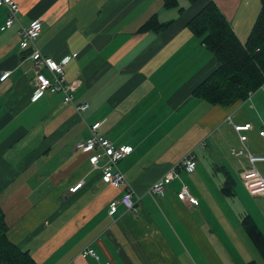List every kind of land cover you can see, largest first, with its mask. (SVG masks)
Masks as SVG:
<instances>
[{
	"label": "crops",
	"instance_id": "obj_1",
	"mask_svg": "<svg viewBox=\"0 0 264 264\" xmlns=\"http://www.w3.org/2000/svg\"><path fill=\"white\" fill-rule=\"evenodd\" d=\"M15 1L17 21L0 29V74L11 72L0 81V207L9 240L36 264H264L241 225L249 215L264 234V195L247 192L240 178L247 160L230 153L238 144L232 124L249 122L246 147L264 155V82L228 106L196 97L218 61L190 24L214 1L244 43L260 0H177L170 8L163 0ZM7 14L0 6V27ZM34 18L42 21L34 47L43 55L59 61L77 53L64 71L77 81L74 102L89 103L82 116L61 93L32 97L33 63L19 48L18 30ZM151 18L159 28L139 30ZM96 121L101 135L133 148L117 167L137 212L121 204L108 212L126 185L104 182L89 169V153L75 148ZM189 153L195 170H180L162 195L149 194ZM256 168L264 176V162ZM227 176L234 180L229 196L239 199L234 213L207 215L201 208L223 200ZM182 185L195 203L177 197ZM172 222L182 236L169 230ZM86 247L98 258L83 257ZM218 252L224 260L213 263Z\"/></svg>",
	"mask_w": 264,
	"mask_h": 264
},
{
	"label": "built area",
	"instance_id": "obj_2",
	"mask_svg": "<svg viewBox=\"0 0 264 264\" xmlns=\"http://www.w3.org/2000/svg\"><path fill=\"white\" fill-rule=\"evenodd\" d=\"M0 6H5L8 10L7 18L4 24L0 27L1 30L9 28L15 21H17V14L19 12V5L15 0H0ZM42 30V21L39 18L31 19L27 25L20 26L18 30V45L20 49L29 51V59L33 63L34 85L32 90L33 99L38 98L43 93H61L63 102L71 104L75 111L82 116L89 108L88 102L75 103L73 89L77 84L76 80L68 81L65 76L64 65L77 53L65 55L61 60L56 61L49 56L43 55L40 50L34 47L35 40L38 38ZM47 70L49 74L44 71ZM9 70L2 71L0 74V81L6 79L10 75ZM100 122L96 121L88 126L89 134L83 139H79L75 148L88 152L87 159L88 167L91 171L98 170L101 173V178L104 182L113 187H120L126 185L125 192L118 198L109 202L108 212L114 213L118 205L121 204L128 211L137 212L138 208L136 202L133 200V190L127 183L124 174L118 169L117 163L129 155L133 148L130 145H115L109 138L99 133ZM233 130L237 133L238 144L230 148L231 155L235 157H245L247 165L242 166L240 171L241 181L251 196L264 195V176L256 168V164L264 162V155H256L249 151L246 147L247 131L250 130L251 124L234 123ZM258 134L264 136V125L259 130ZM196 167V160L194 156L189 153L181 158L176 163L172 164L164 175L158 178L149 187L148 193L151 195H162L165 186L170 183L172 179L178 177L180 170L192 173ZM82 181L76 183L69 188L70 191H75ZM179 199H185L189 203H195V198L192 197L186 185H182L179 192H177ZM83 257L91 256L98 258L96 252L86 247L81 251Z\"/></svg>",
	"mask_w": 264,
	"mask_h": 264
},
{
	"label": "trees",
	"instance_id": "obj_3",
	"mask_svg": "<svg viewBox=\"0 0 264 264\" xmlns=\"http://www.w3.org/2000/svg\"><path fill=\"white\" fill-rule=\"evenodd\" d=\"M193 2L195 0H188ZM170 8L177 0H163ZM191 26L202 34V43L217 59L215 68L193 91L196 97L212 104L228 106L244 99L250 91L264 82V0H260V10L251 31L242 43L213 1L207 3L191 20ZM152 26L158 29L151 18L139 30ZM234 180L227 176L221 192L228 196L233 192ZM241 225L264 262V234L249 215H243ZM0 264H36L27 251L21 250L7 236L4 214L0 207ZM247 264H259L251 259Z\"/></svg>",
	"mask_w": 264,
	"mask_h": 264
},
{
	"label": "rangeland",
	"instance_id": "obj_4",
	"mask_svg": "<svg viewBox=\"0 0 264 264\" xmlns=\"http://www.w3.org/2000/svg\"><path fill=\"white\" fill-rule=\"evenodd\" d=\"M185 3H189L187 0H183ZM214 2V1H213ZM260 10V3H259V8H258V12ZM258 12H257V15H258ZM222 13V12H221ZM225 17V16H224ZM256 19V18H255ZM253 26V25H252ZM251 31V30H250ZM250 33V32H249ZM81 151L82 153H87V152H84L82 150H79ZM88 154V153H87ZM187 182V181H186ZM235 191V190H234ZM222 193V192H221ZM223 194V193H222ZM224 194L222 195V198L220 199H223V200H213V202L211 203V205L209 206L208 204L204 207H202V211H205L207 215H210V216H216L220 213H223L224 211L228 210V211H232L234 213L235 209H236V206H237V203L239 202V199H238V195L235 193V195L233 196H227L228 198H225L223 197ZM159 197V196H158ZM157 198V197H156ZM158 199V198H157ZM158 202V201H157ZM210 213V214H209ZM205 214V213H204ZM169 230L171 232H173L174 234H178L180 236H182V230L180 228V225L178 223H175V222H172V223H169ZM246 250L248 251V249L246 248ZM224 260V257L221 253H216L215 255H213V263H217L219 260ZM201 264V263H199Z\"/></svg>",
	"mask_w": 264,
	"mask_h": 264
}]
</instances>
